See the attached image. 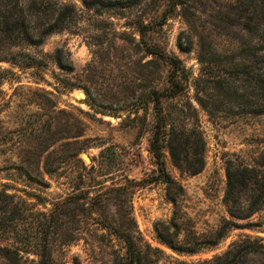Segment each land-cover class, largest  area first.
<instances>
[{
  "label": "rangeland",
  "instance_id": "rangeland-1",
  "mask_svg": "<svg viewBox=\"0 0 264 264\" xmlns=\"http://www.w3.org/2000/svg\"><path fill=\"white\" fill-rule=\"evenodd\" d=\"M137 1L25 0L70 5L75 15L66 29L31 45L0 39V199H12L21 214L0 231V248L17 251L20 264H39L43 247L50 264H114L124 246L98 224L112 223L114 206L99 218H90L86 206L74 214L64 210L74 206V196L129 185L141 264H264V254L250 252L264 247V114L209 117L198 110L203 168L182 171L165 151L169 184L149 152L150 108L138 110L140 120H128L149 89L142 65L150 56L137 47V21L149 25V42L181 60L191 96L198 36L226 46L220 41L243 35L237 24L246 13H229L228 0H195L190 28L169 0ZM23 54L40 65L20 66ZM10 55L19 66L1 61ZM251 172L259 184L242 188L240 174L248 179ZM0 264L9 262L0 258Z\"/></svg>",
  "mask_w": 264,
  "mask_h": 264
},
{
  "label": "trees",
  "instance_id": "trees-1",
  "mask_svg": "<svg viewBox=\"0 0 264 264\" xmlns=\"http://www.w3.org/2000/svg\"><path fill=\"white\" fill-rule=\"evenodd\" d=\"M194 1L170 2L169 0L174 9L179 7L183 20L190 28H193V25L189 10ZM131 2L138 1L131 0ZM226 7L229 13L238 17L246 13V17L237 24L243 35L220 41L226 46L216 43V40L206 35L198 36L199 73L192 81L191 96L188 76L181 60L167 54L157 44L149 42L146 38L148 24L142 21L136 23L139 36L137 47L142 46L144 53L150 56V59L142 65L149 89L147 95L136 99L133 109L134 118L128 117V120H140L138 110L145 108L144 111H146V108H150L152 122L149 152L165 184L170 183L164 171L165 151L174 166L182 171L194 174L203 168L204 142L198 125V110L205 112L209 117L264 114V0H246V2L245 0H228ZM168 13L169 6L161 13L157 21L158 26L164 24ZM74 15V8L66 4L43 5L37 2V4L25 5V0L21 2L14 0L13 3L12 0H0V39L12 44L17 43L16 46L31 45L35 39H43L53 32L66 29ZM226 16L230 18L228 14ZM219 45L222 48H219ZM178 48L181 51H187L189 47L178 44ZM10 56L9 59H1V61L19 66L16 57ZM21 57L26 58L27 61H23L20 66L40 65L39 61L29 55L23 54ZM54 61L58 67L62 68L63 65L57 57ZM84 93L89 96L86 90ZM251 173L248 179L245 177L247 174H240L242 188H246L249 184H259L257 176ZM226 174L230 179L229 168ZM130 188L132 187L129 185L120 186L94 197L83 194L77 199L74 196V206L64 210L66 214L71 212L74 214L86 206L85 210L89 212L90 218L93 215L99 218L108 204L114 206L116 218H113L112 223L101 219L98 221L102 228L113 234L124 246V257L114 258V264H141V251L133 236L135 223L130 215ZM228 196L229 194L226 195ZM230 197L225 199L226 203ZM14 205L15 203L12 199L8 200V197L0 199V231L2 233L16 225L21 216L16 206L13 209ZM228 210L232 217L238 218L234 215L235 213L233 214L231 207H228ZM7 213L9 214L5 216ZM166 244L172 250L179 251L170 243ZM44 250H46L45 247L39 252V264H50L51 259ZM263 251V245H258L250 252L256 256H263ZM0 258L8 261L9 264H20L19 253L11 247H1ZM226 264L233 263L230 260Z\"/></svg>",
  "mask_w": 264,
  "mask_h": 264
},
{
  "label": "water",
  "instance_id": "water-1",
  "mask_svg": "<svg viewBox=\"0 0 264 264\" xmlns=\"http://www.w3.org/2000/svg\"><path fill=\"white\" fill-rule=\"evenodd\" d=\"M81 158H82V160H83L85 163H90L89 158H88L85 154H82V155H81Z\"/></svg>",
  "mask_w": 264,
  "mask_h": 264
}]
</instances>
